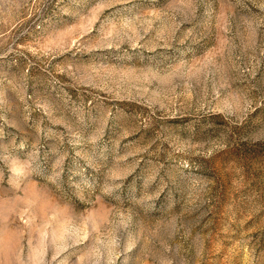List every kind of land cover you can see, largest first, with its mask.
I'll list each match as a JSON object with an SVG mask.
<instances>
[{
    "label": "rangeland",
    "instance_id": "1",
    "mask_svg": "<svg viewBox=\"0 0 264 264\" xmlns=\"http://www.w3.org/2000/svg\"><path fill=\"white\" fill-rule=\"evenodd\" d=\"M0 264H264V0H0Z\"/></svg>",
    "mask_w": 264,
    "mask_h": 264
}]
</instances>
